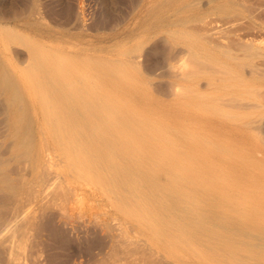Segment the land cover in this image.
I'll return each instance as SVG.
<instances>
[{"label": "bare ground", "instance_id": "obj_1", "mask_svg": "<svg viewBox=\"0 0 264 264\" xmlns=\"http://www.w3.org/2000/svg\"><path fill=\"white\" fill-rule=\"evenodd\" d=\"M255 1L177 3L178 22L164 32L180 48L169 65L179 83L157 107L133 58L137 51L118 59L58 51L47 57L37 42L27 43L29 63L18 73L30 96L25 116L36 127V167L46 175L58 167L59 175L97 185L112 212H103L113 221L108 226L119 230L110 264H176L168 261L172 255L192 264L223 244L253 252L264 231V204L246 203L240 194L264 193V143L255 136L264 122V39L258 37L264 2ZM151 26H144L146 35ZM51 188L30 192L0 215V264H28L35 206L42 209ZM230 188L240 194L230 204L220 201Z\"/></svg>", "mask_w": 264, "mask_h": 264}, {"label": "rangeland", "instance_id": "obj_2", "mask_svg": "<svg viewBox=\"0 0 264 264\" xmlns=\"http://www.w3.org/2000/svg\"><path fill=\"white\" fill-rule=\"evenodd\" d=\"M174 1L0 0V215L18 207L21 197L26 202L30 192L41 194L52 187L51 198L45 201L42 209L40 205L35 206L39 214L27 240L28 264H110L109 251L119 230L115 225H110L111 229L108 226L113 221L103 212L107 211L108 215L112 212L99 198L95 183L78 180V175H59L58 167L52 170V175L36 167L37 140L33 133L36 127L33 120L26 117L29 116L30 96L18 73L29 63L27 43L37 42L47 57L58 51L65 55L83 53L91 58L112 56L118 59L124 51H137L133 58L140 65L141 74L152 84L149 93L157 107L161 101L174 97L179 83L169 65L176 60L180 48L169 41L164 32L177 23L180 16H172L173 8L181 0ZM257 2L264 1H255V6L261 4ZM158 14L169 20L155 19ZM258 19L264 27L263 10ZM147 24L154 28L149 35L144 33ZM3 31L15 38L10 39ZM258 37L264 39V33ZM255 134L263 144L264 122L256 128ZM259 158L264 166V155ZM55 183V187L60 188H54L53 192ZM248 189L241 194L227 189L220 201L230 204L234 196L240 194V199L246 203L264 204V193L254 196ZM215 247L210 248V253L203 250L191 263L239 264L242 259L240 264H264V231L254 243L250 256L246 249L231 246L228 249L224 244L220 249ZM219 257L224 259L217 260ZM168 258L170 263L181 264L174 255Z\"/></svg>", "mask_w": 264, "mask_h": 264}]
</instances>
